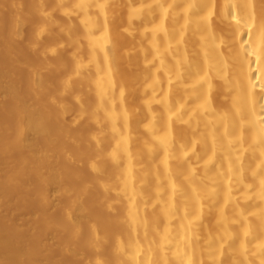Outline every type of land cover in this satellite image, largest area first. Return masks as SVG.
<instances>
[{
	"label": "bare ground",
	"instance_id": "6f19581e",
	"mask_svg": "<svg viewBox=\"0 0 264 264\" xmlns=\"http://www.w3.org/2000/svg\"><path fill=\"white\" fill-rule=\"evenodd\" d=\"M1 31L0 264H264V0H0Z\"/></svg>",
	"mask_w": 264,
	"mask_h": 264
},
{
	"label": "rangeland",
	"instance_id": "374dc122",
	"mask_svg": "<svg viewBox=\"0 0 264 264\" xmlns=\"http://www.w3.org/2000/svg\"><path fill=\"white\" fill-rule=\"evenodd\" d=\"M1 33L3 34V32H2V31L0 32V35H1L0 38L2 37V34H1ZM3 35L5 36V34H3ZM4 38H5V37H4ZM3 41H4V39H3V37H2L1 40H0V49H1V47L4 45V43H2V46H1V42H3ZM4 42H5V41H4ZM3 47H4V46H3ZM3 47H2V49H3ZM0 51H1V50H0ZM3 62H4V61H3ZM22 71H23V70H21V72H20V76L23 75V74H22V73H23ZM24 73H25V71H24ZM24 75H25V74H24ZM24 75H23V76H24ZM0 109H1V108H0ZM1 114H4V113H2V111L0 110V116H1ZM6 116H7V113L4 114V122H7V121L9 120V118H7ZM15 155H17L16 157H19V156H18L19 154H15ZM13 156H14V155H13ZM13 156H12V157H13ZM16 157H14V158H16ZM20 157H21V156H20ZM16 159H18V158H16ZM33 201L35 202L36 200H32V202H33ZM26 202L28 203V201L22 202L18 207H15V208H14V210H15V212H14V219H15L16 221H17V220H18V221H19V220H22V217H23L24 212H25L24 209H25V206H26V204H27ZM29 202H30V201H29ZM36 202H37V201H36ZM30 204H31V202H30ZM37 204H38V203H37ZM37 204H36V205H37ZM33 206H34V205H33ZM37 206H38V205H37ZM37 206H36V209L39 207V206H38V207H37ZM34 207H35V206H34ZM10 231H11V233H10ZM9 233L12 234L13 236H16L15 230H11V229H9Z\"/></svg>",
	"mask_w": 264,
	"mask_h": 264
}]
</instances>
